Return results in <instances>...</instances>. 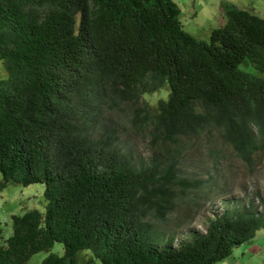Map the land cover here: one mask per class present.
<instances>
[{"label": "trees", "instance_id": "1", "mask_svg": "<svg viewBox=\"0 0 264 264\" xmlns=\"http://www.w3.org/2000/svg\"><path fill=\"white\" fill-rule=\"evenodd\" d=\"M222 6L228 20L207 42L183 29L173 0H0V187L42 183L47 201L12 216L0 264L56 242L64 254L41 264H81L84 251L86 264H215L264 229L262 200L176 248L152 242L151 203H172L171 190L153 200L157 182L175 181L188 145L210 137L212 155L230 147L244 161L264 149V18ZM162 90L155 106L109 116ZM121 127L148 132V169Z\"/></svg>", "mask_w": 264, "mask_h": 264}, {"label": "rangeland", "instance_id": "2", "mask_svg": "<svg viewBox=\"0 0 264 264\" xmlns=\"http://www.w3.org/2000/svg\"><path fill=\"white\" fill-rule=\"evenodd\" d=\"M173 1L180 8L183 29L196 39L207 42L210 41L211 31L228 20L222 5H235L264 18V0ZM3 78H7V71L0 59V79ZM161 97L167 98L164 90L149 94L138 103L122 104L110 111L109 116L124 120L137 113L135 109L148 104L155 106ZM119 129L120 141L132 153L136 167L148 169L152 157L148 132L130 134L127 127ZM210 139L188 145L179 158L175 181L167 184L160 178L157 182L163 187L162 192L152 196L155 202L161 201L162 194H169L167 190L172 191L170 205L161 202V206L157 207L154 202L151 203L152 242L160 250L169 244L176 248L194 238V235L205 234L209 222L232 207L253 203L257 208L264 200V149L256 152L253 160L244 161L230 147L219 148L218 155H212L211 151L217 148L213 147ZM165 166L166 161L160 163L161 174ZM3 181L0 172V185ZM44 191L42 183L27 186L10 183L4 188L0 187V245L5 244L13 232V215H23L35 209L46 212ZM165 210V214L160 215ZM64 252V245L56 242L49 251L34 254L27 264H41L49 254L63 255ZM91 255L89 251L82 252L81 264H86ZM95 264L101 262L95 259ZM215 264H264V229H259L252 240L236 247L230 257Z\"/></svg>", "mask_w": 264, "mask_h": 264}]
</instances>
